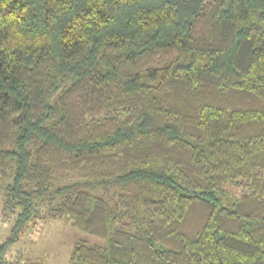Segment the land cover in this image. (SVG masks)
<instances>
[{
  "label": "trees",
  "instance_id": "16d2710c",
  "mask_svg": "<svg viewBox=\"0 0 264 264\" xmlns=\"http://www.w3.org/2000/svg\"><path fill=\"white\" fill-rule=\"evenodd\" d=\"M0 195V264H264V0H0Z\"/></svg>",
  "mask_w": 264,
  "mask_h": 264
},
{
  "label": "rangeland",
  "instance_id": "374dc122",
  "mask_svg": "<svg viewBox=\"0 0 264 264\" xmlns=\"http://www.w3.org/2000/svg\"><path fill=\"white\" fill-rule=\"evenodd\" d=\"M14 217L5 213L0 195V241L11 232ZM105 245L106 240L72 225L70 220H38L30 224L23 235L11 245L7 258L31 259L41 264H70V254L77 241Z\"/></svg>",
  "mask_w": 264,
  "mask_h": 264
}]
</instances>
